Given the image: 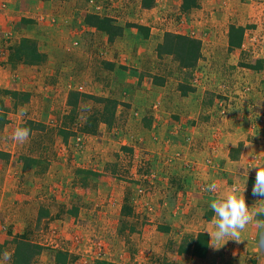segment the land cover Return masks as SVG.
I'll use <instances>...</instances> for the list:
<instances>
[{"label": "rangeland", "instance_id": "1", "mask_svg": "<svg viewBox=\"0 0 264 264\" xmlns=\"http://www.w3.org/2000/svg\"><path fill=\"white\" fill-rule=\"evenodd\" d=\"M198 2L184 12L182 0L147 11L141 0H0V264H13L16 240L41 246L33 264H264L252 225L241 243L216 248L209 235L204 258L179 253L214 231L209 204L234 186L246 185L250 211L264 204L249 168L264 162V0ZM88 14L148 36L125 27L109 42ZM230 23L247 27L241 51H228ZM167 32L201 40L195 68L158 56ZM23 38L43 63L16 57ZM258 60L257 71L243 66ZM71 91L117 101L113 121L94 99L72 109ZM21 126L28 142L7 139Z\"/></svg>", "mask_w": 264, "mask_h": 264}, {"label": "trees", "instance_id": "2", "mask_svg": "<svg viewBox=\"0 0 264 264\" xmlns=\"http://www.w3.org/2000/svg\"><path fill=\"white\" fill-rule=\"evenodd\" d=\"M155 6V0H141V7L145 10H150ZM182 11H190L191 9L199 8L198 0H182L181 4ZM85 23L95 28L96 30L102 31L106 34L109 42H114L116 38L121 37L125 27H132L138 29L144 33V37H147V27L138 24L127 23L125 26L115 24L109 17H101L96 14H88L85 18ZM247 27L241 25L230 24L228 28V51L240 49L243 45L245 31ZM201 40L190 36L167 32L162 42L157 46L156 52L159 57L164 55L173 56L174 59L179 63V66L183 69H193L196 67L198 60L201 58ZM16 57L23 60L28 65H39L45 61L46 55L39 51L37 43L33 39L23 38L17 47ZM263 60H258L255 64H244L245 68L250 70H259L262 68ZM107 66L111 65L109 63ZM162 85V84H161ZM180 86V91L182 90ZM191 91V90H189ZM3 93L9 95L15 104H26L30 100L29 92L10 91L3 90ZM185 95V94H184ZM89 98L104 103V111L102 114V120L105 123H111L114 118L115 108L117 101L110 98H100L90 94L81 93L78 91H71L68 94L67 103L70 107L75 108L80 99ZM0 127L6 123L5 116L0 115ZM243 144L240 143L238 148H232L230 150V159L237 160L234 157L235 151H240ZM9 154L0 150V159L7 160ZM87 174L97 175L94 172L86 171ZM252 183H255V178H251ZM17 248L14 256L13 264H33V258L39 254L41 246L35 245L26 241L16 240ZM24 248V249H22ZM22 249V250H21ZM209 249V234L206 232H200L193 244H189L188 247L180 246L179 253H189L191 256L198 258H204L207 255ZM60 252L58 251L57 254ZM59 257V256H58ZM57 257L58 263L64 264L65 259ZM98 264H112L106 261L98 262Z\"/></svg>", "mask_w": 264, "mask_h": 264}, {"label": "clouds", "instance_id": "3", "mask_svg": "<svg viewBox=\"0 0 264 264\" xmlns=\"http://www.w3.org/2000/svg\"><path fill=\"white\" fill-rule=\"evenodd\" d=\"M31 129L29 127H16L7 139L24 144L29 141ZM246 146L248 144H245ZM257 169L255 183L252 186L253 196L264 197V162L250 166ZM246 185L243 190L233 187L231 194L226 198L213 199L209 207L214 213L212 223L214 231L209 233L211 240L215 243L214 247L219 248L225 245L230 239L236 243H241V233L252 225L257 231L258 246L264 248V204L250 211V207L246 204L245 192ZM207 192H215L217 184L215 182L207 184L204 189ZM264 200V199H259ZM5 260H10L7 251L3 253Z\"/></svg>", "mask_w": 264, "mask_h": 264}, {"label": "crops", "instance_id": "4", "mask_svg": "<svg viewBox=\"0 0 264 264\" xmlns=\"http://www.w3.org/2000/svg\"><path fill=\"white\" fill-rule=\"evenodd\" d=\"M199 3V2H198ZM201 6H200V3H199V8H200ZM199 8H195V9H192V10H199ZM145 10V9H144ZM147 11V10H146ZM232 17V19H233V16H231ZM233 21H234V19H233ZM231 24V23H230ZM234 24V23H233ZM235 25H237V24H235ZM238 25H241V26H243L241 23H239ZM230 26V25H229ZM228 33V27H227V29H226V34ZM227 44H228V38H227ZM242 47L244 48V45H242ZM241 51V48L240 49H236L234 52H236V51Z\"/></svg>", "mask_w": 264, "mask_h": 264}]
</instances>
